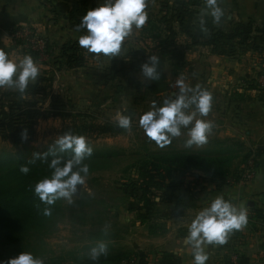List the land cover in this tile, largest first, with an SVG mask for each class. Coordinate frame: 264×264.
<instances>
[{"label":"rangeland","instance_id":"1","mask_svg":"<svg viewBox=\"0 0 264 264\" xmlns=\"http://www.w3.org/2000/svg\"><path fill=\"white\" fill-rule=\"evenodd\" d=\"M62 1L66 2L63 4L67 6L69 13H72L74 7L78 6L79 3L86 4L87 9L102 3L100 0ZM155 1L158 3L153 10L156 13L152 12V18L147 17L141 28L136 29L133 26L131 34L122 42L119 55L110 57L94 54L87 57L88 60L93 56L95 59L102 58L99 60L101 63L98 66H100L99 71L101 70L104 75L99 74L95 80L96 83L94 84H97L98 91L95 93L96 96H92L93 92L90 93L92 97H82L79 94L77 97H69V90H73L70 85L68 86L70 76L62 71L63 68L57 67L58 64L54 62L56 56H53V46L43 34L48 50L42 56L38 53L33 56L32 51L34 50L31 47L21 45V38L14 37L13 28L10 29V56L15 60L22 58L25 54H30L40 68L37 77L50 79V81H42L40 93L30 96V98L36 100L42 108L53 105V108H59L68 115L63 118L51 116L39 119L35 125L33 139L25 145L13 147L0 139V151L15 156H32L34 153L43 152V150L46 153L59 135L71 132L84 135L93 148L92 152L113 151L117 153L107 159L84 162L88 164L89 172L85 183L80 185L78 194H74L73 202L69 203L65 198L57 199L54 202L57 209H55L52 220L43 224L42 227L21 234V237L16 238L17 240H14L12 244L1 250V258L8 259L24 251L42 258L44 264H83L89 257L88 250L90 247L102 240L108 245V250L128 254L129 259L118 264H140L142 261L144 264L157 263L155 257L147 254V252L129 249L133 243L132 239L137 238L141 232L136 222L139 224L151 222L155 230H160L162 228L161 223L165 222L164 219L170 217L171 213L167 214L161 211L158 204L159 199H155L157 203L153 208V214L148 216L146 221H143V218L139 219L137 211L127 209L128 206L135 208L136 204L125 197L120 183L126 182L127 178L135 175L134 165L141 159L153 157L150 154L152 152L157 153L156 156L163 157H166L167 153L178 151H184L187 154L207 155L212 153L208 151L213 150L216 144L214 139H207V144L200 148L195 145L186 147L187 130L182 129L180 136L173 137L169 144L161 147L155 141L150 140L143 128L139 126V116L151 109L154 100L160 104L165 97H175L178 88L174 86L175 81L172 82L173 79L176 80L180 76L184 78L185 83L195 86V81L191 80L195 74V61L193 62L195 59L185 60L183 58L188 49L194 45V39L190 37L189 32L192 29L186 27L184 22H187V16L195 14L196 6L204 0H199V4H195V0ZM147 2L148 0H146V4ZM170 7L175 9L172 17L170 16ZM74 13L79 14L78 11ZM166 13L171 18L170 23L164 24L159 21L153 23L155 16L160 17ZM254 22L262 26V24ZM167 24L172 26L171 33L166 30ZM187 29L191 30L188 31ZM38 30L41 31L39 28ZM166 35L177 46H181L183 51L181 58L167 54L169 53L168 50H172L170 47H163L161 50L157 48L159 39ZM259 36L263 35L260 34ZM189 44L190 46H188ZM84 51L85 54L89 53L86 49ZM236 53H243V49L236 50L235 55ZM257 53H253L254 56L259 58L264 56V52L259 53V55L263 54L261 57ZM152 54L159 57L158 68L164 74L165 90L157 94H150L145 91V84L150 80L141 74V64L147 61ZM257 73L254 78L249 80L253 82V86L264 90L257 82V78L264 76V69ZM170 77L173 78H171L170 86H167ZM99 86L102 88L99 89ZM253 86L251 87L254 88ZM169 90L173 93L170 94ZM11 91L15 90L0 88V96L2 93ZM118 111L131 117L130 129L117 126L114 117ZM104 126L107 128L106 131L101 130ZM223 143L231 146L230 152L237 153L235 143L229 140H225ZM231 143L234 144L233 147ZM225 148L226 151L229 150L228 147ZM255 150L250 149L246 152L244 149L241 158L235 154L233 158H229L228 163H223L224 167L227 170L236 171L234 159L237 157V162H240L239 160L245 162L250 155H256ZM50 174L51 172L45 176ZM194 174L195 172L183 174L181 186L183 187L191 177L193 178ZM158 195H161L160 191L153 193L155 197ZM147 226L148 224H145L146 229ZM106 227L107 230L105 231ZM146 257H149L150 260H147ZM131 258H135L133 263L129 262ZM228 264H231L230 257Z\"/></svg>","mask_w":264,"mask_h":264},{"label":"crops","instance_id":"2","mask_svg":"<svg viewBox=\"0 0 264 264\" xmlns=\"http://www.w3.org/2000/svg\"><path fill=\"white\" fill-rule=\"evenodd\" d=\"M63 3L66 2L0 0V49L12 58L9 54L10 29L20 25H35L53 46V56L59 55L60 46L65 41L77 40L86 33V30H77ZM157 4L155 0H148L145 9L147 17L152 18V12L156 13L153 10ZM220 6L225 14L218 24L204 11L206 0L196 6L195 14L187 16L184 24L192 29L187 30H191L190 37L194 42L201 41L214 27L229 30L235 22L248 18L264 25V0H222ZM201 18L207 31L201 30ZM253 53L256 52L247 48L243 53L229 57L212 52L208 46L194 44L183 56L185 60L195 59V74L191 80L212 94V106L208 115L200 117L213 124L208 139H214L216 145L208 152L222 150L232 154L231 158L235 154L241 158L244 149L246 152L257 149L256 170L251 180L240 182L238 173L244 160L237 162L236 157V171L228 169L223 182L217 177L195 170L193 178L183 187L160 191L161 198L158 196L155 199L160 200L158 204L161 211L171 213L170 217L165 218V222L161 223L162 228L153 233L145 228V224L136 222L141 232L137 238L132 239V245L129 244V249H139L155 257V264H194L191 249L185 242L188 224L217 195H223L237 205L242 203L247 209V223L243 228L233 230L225 243L209 244L205 249L208 253L205 264H228L229 257L234 253L245 259V264H264V90L253 86V82L249 80L264 69V56L261 57L264 53H257L261 58ZM92 58L83 67L62 69L70 76L68 86L73 90H69V97H77V94L82 97L96 96L98 87L94 83L99 74H102L98 66L102 58ZM173 77L168 78L167 86H170ZM174 81L175 79L172 82ZM92 92L94 94L90 96ZM169 93L173 92L169 90ZM225 140L235 143L237 153L230 152L231 146L224 144ZM205 144L207 143L195 146L200 148ZM231 145L233 147L234 144ZM225 147L229 150L226 151ZM146 259L150 260L149 257ZM140 264H144L143 261Z\"/></svg>","mask_w":264,"mask_h":264},{"label":"clouds","instance_id":"3","mask_svg":"<svg viewBox=\"0 0 264 264\" xmlns=\"http://www.w3.org/2000/svg\"><path fill=\"white\" fill-rule=\"evenodd\" d=\"M222 0H206L205 12L219 23L224 16L220 6ZM146 0H103L98 6L90 7L83 14L77 30L84 28L86 33L80 35L78 44L89 53L105 56L119 55L122 42L133 30L141 28L147 20ZM201 30L204 20L200 21ZM159 57L152 54L141 64V74L148 80H158ZM40 72L39 66L30 54L22 58L12 59L0 49V88H8L23 94L30 81H35ZM178 92L175 97H165L162 103L154 100L150 110L139 116V126L146 136L161 147L169 144L173 137L181 135V130H187L185 146L202 145L207 142L211 132L212 121L201 119L207 116L212 106V94L201 87L199 83L190 86L183 77L175 80ZM117 126L124 129L131 128V117L117 112L115 114ZM27 130L21 132V139H27ZM92 146L84 135L65 132L59 135L49 146L46 153H34L35 156H51L48 167L52 169L49 176L38 180L34 192L41 201L53 204L59 198L73 202L77 185H83L89 172V166L84 163L85 158L91 156ZM57 153H70L67 158ZM21 172L29 171L22 166ZM50 214L49 209L44 210ZM247 223V209L241 203L237 205L223 195L214 197L208 206L199 210L188 224L186 244L190 247L194 264H205L208 259L206 247L209 244H223L233 230L243 228ZM107 227L105 228V231ZM108 245L98 241L88 250L92 261H97L102 255L106 256ZM0 264H44L42 258L31 252H20L8 259H0Z\"/></svg>","mask_w":264,"mask_h":264},{"label":"trees","instance_id":"4","mask_svg":"<svg viewBox=\"0 0 264 264\" xmlns=\"http://www.w3.org/2000/svg\"><path fill=\"white\" fill-rule=\"evenodd\" d=\"M51 2L52 0H47ZM199 0H195V4H199ZM77 5V4H76ZM86 4L79 3L69 15L74 21L76 27L80 24L83 14L86 12ZM174 7H170V16L174 14ZM78 11L79 14L74 12ZM188 11V10H185ZM168 13V12H167ZM154 17V22L170 23L171 18L168 14ZM170 25V24H169ZM167 24V31L172 32V26ZM154 29V27H153ZM81 30H86L81 28ZM264 25L255 24L252 19L238 21L229 30L221 28H213L201 41L193 42V44H202L208 46L212 52L217 54H226L234 57L236 50L251 49L258 53L264 50ZM158 49L170 47L169 55L182 57L181 46L173 43L168 35L159 39L157 43ZM190 46V44L188 45ZM187 46V47H188ZM48 50V47H47ZM38 52L32 51L33 56ZM94 55L86 53L78 44L77 40H67L60 46L59 55L54 58V62L58 64V68L72 69L83 67L87 64V57ZM160 71L158 80H150L145 84V91L150 94H157L165 90L164 74ZM42 81H50L47 77H37L34 82H29L24 93L11 91L2 93L0 96V139L11 144L13 147L25 145L33 139L35 134V125L41 118H49L51 116H59L63 118L68 115L59 108H53L49 105L42 108L37 101L31 99L30 96L39 94ZM27 130V139H21L22 130ZM106 131V126L101 128ZM257 151V149H256ZM45 151L43 150V152ZM117 152H92L91 156L86 157L84 162H92L96 159H107ZM153 157L144 158L138 161L134 167L135 175L127 178L126 182L120 183L125 194L136 204L135 208L128 206L127 209L138 212V217L146 221L147 217L152 215L154 210L155 196L153 193L166 189H179L182 177L186 172H195L200 170L204 174L214 176L224 181L228 170L223 163H228L231 155L220 150L207 155L190 154L184 151L167 153L166 157L156 156L157 153H150ZM67 158L70 153L57 154ZM52 157L43 156H15L0 151V253L7 245L13 243L21 234L42 227L46 222H50L55 214L57 207L55 204H47L40 200L34 192L35 183L42 179L52 169L48 164ZM22 166H27L29 171L23 173L20 171ZM159 199L161 198L160 195ZM157 196V197H158ZM160 201V200H159ZM50 210L49 215L44 214L45 209ZM148 224L147 229L153 233L155 229L151 222H141ZM17 238V239H16ZM127 257V258H126ZM128 254L119 251L108 250L107 255H102L97 261L86 258L83 264H118L128 258ZM0 259H6L1 258ZM238 264H245V259L238 256Z\"/></svg>","mask_w":264,"mask_h":264},{"label":"built area","instance_id":"5","mask_svg":"<svg viewBox=\"0 0 264 264\" xmlns=\"http://www.w3.org/2000/svg\"><path fill=\"white\" fill-rule=\"evenodd\" d=\"M38 28L35 26L24 25L13 27V36L21 38L20 44L25 47H31L34 51L38 52L40 56L46 53L47 42L46 39L40 34ZM258 85L264 88V76L257 78ZM256 157L254 154L250 155L244 162L243 167L239 170L238 178L240 182L251 180L255 175ZM135 258L130 259L133 263ZM231 264H238V255L232 254L230 256Z\"/></svg>","mask_w":264,"mask_h":264},{"label":"water","instance_id":"6","mask_svg":"<svg viewBox=\"0 0 264 264\" xmlns=\"http://www.w3.org/2000/svg\"><path fill=\"white\" fill-rule=\"evenodd\" d=\"M80 185H77V191L75 194H78Z\"/></svg>","mask_w":264,"mask_h":264}]
</instances>
